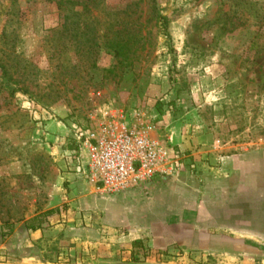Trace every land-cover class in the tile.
Returning a JSON list of instances; mask_svg holds the SVG:
<instances>
[{"label": "rangeland", "instance_id": "obj_1", "mask_svg": "<svg viewBox=\"0 0 264 264\" xmlns=\"http://www.w3.org/2000/svg\"><path fill=\"white\" fill-rule=\"evenodd\" d=\"M101 123L151 127L174 150L188 127L233 153H264V0H0V264H264L253 203L234 218L248 230L230 234L131 213L144 190L104 195L129 213L103 242L133 229L143 244L133 256L27 233L25 220L67 205L56 142L73 147V126Z\"/></svg>", "mask_w": 264, "mask_h": 264}, {"label": "crops", "instance_id": "obj_2", "mask_svg": "<svg viewBox=\"0 0 264 264\" xmlns=\"http://www.w3.org/2000/svg\"><path fill=\"white\" fill-rule=\"evenodd\" d=\"M211 132L185 127L178 138L179 147L175 148L188 154L185 168L176 175L156 177L137 188L144 190V203L128 208L130 212L157 218L159 223L170 217L180 222L193 216L195 227L202 232H246L243 220L239 223L234 218L243 216L238 211L245 208L242 204L253 203L264 210V153H233V147L209 139ZM63 142H56L53 154L61 179L70 190L65 196L67 205L64 210L54 211L43 229L25 231L34 239L60 233L70 234L73 239L91 238L96 245L107 246L112 252L126 249L131 254L133 242L142 241L133 229H128L126 236H117L116 243L105 245L103 242L106 233L119 234L121 228L127 227L124 218L129 212L126 208L111 210L106 197L93 193L82 173H76L78 164L72 160L76 159V147L61 146ZM259 158L262 161L257 160ZM191 164L196 166L194 171H190ZM259 217L264 218V211ZM255 230L264 232L260 227ZM82 250L75 246L70 251L80 253Z\"/></svg>", "mask_w": 264, "mask_h": 264}, {"label": "built area", "instance_id": "obj_3", "mask_svg": "<svg viewBox=\"0 0 264 264\" xmlns=\"http://www.w3.org/2000/svg\"><path fill=\"white\" fill-rule=\"evenodd\" d=\"M151 130L115 123L95 128L73 126L70 137L76 147V159L72 158L78 164L76 173H82L85 183L102 196L119 195L156 177L178 174L185 168L188 154L153 139ZM195 169L191 164L190 171Z\"/></svg>", "mask_w": 264, "mask_h": 264}, {"label": "trees", "instance_id": "obj_4", "mask_svg": "<svg viewBox=\"0 0 264 264\" xmlns=\"http://www.w3.org/2000/svg\"><path fill=\"white\" fill-rule=\"evenodd\" d=\"M160 19L163 20V25L165 26V18H161ZM53 212H45V213H41L38 215L33 216L32 218H29L27 220L24 221V227L27 231H37L40 229H43L46 224H47V218L52 214ZM7 230L9 233H11L13 231V226L12 224H5ZM142 241L138 240V241H134L132 244V253L131 255H135L134 251L142 248Z\"/></svg>", "mask_w": 264, "mask_h": 264}]
</instances>
